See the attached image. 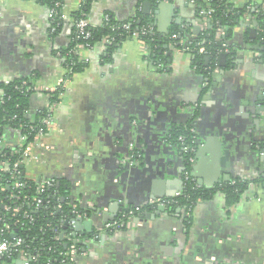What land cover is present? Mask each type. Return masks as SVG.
Listing matches in <instances>:
<instances>
[{"label":"crops","instance_id":"obj_1","mask_svg":"<svg viewBox=\"0 0 264 264\" xmlns=\"http://www.w3.org/2000/svg\"><path fill=\"white\" fill-rule=\"evenodd\" d=\"M196 1L93 2L92 27H101L108 14L118 21L141 14L168 41L161 60L149 57L136 38L111 49L103 38L92 51L84 50L88 66L69 78L54 109V126L42 137L44 147L33 148L39 159L26 165L28 178L56 179L66 188V195L57 194L63 201L91 211L83 219L92 221V231L84 225L77 233L93 236L80 239L84 251L60 264H264V185L255 181L264 175V146L259 148L264 145V45L254 42L258 28L251 5L263 0H231L244 11L229 26L234 51L220 56L208 83L194 55L173 45L171 37L174 30L191 37L203 31ZM78 4L64 0V24L53 30L47 5L0 0V94L2 85L18 79L52 88L65 79L63 51L72 41L71 13ZM48 103L43 92L30 96L33 113ZM188 122L198 135L197 184L249 183L233 204L220 191L198 201L187 222L185 210L171 212L164 200L182 185L187 169L168 136ZM12 133L8 141L15 145L19 134ZM131 145L143 155L139 166L124 163ZM129 206L141 210L117 235L107 233L106 226Z\"/></svg>","mask_w":264,"mask_h":264},{"label":"trees","instance_id":"obj_2","mask_svg":"<svg viewBox=\"0 0 264 264\" xmlns=\"http://www.w3.org/2000/svg\"><path fill=\"white\" fill-rule=\"evenodd\" d=\"M37 1L47 5L50 9L54 8L56 10L52 25H56L57 28L60 29L64 24V20L61 19V15L63 14L64 0ZM94 1L95 0H82L81 6L71 13V23L85 15L88 16ZM57 2H59V5H57ZM196 2L198 5V12L201 7H204L207 4L201 0H197ZM208 4L214 9V12L210 17L207 18L206 29L203 30L199 35L191 37L185 32L176 30L172 32V34H181L182 38L187 39L184 48L189 50L194 55V65L206 77L211 75L210 73L214 70L216 65H219L218 61L222 53H226L227 55L233 54V47L228 42V38L231 33L229 26L237 23L236 20L240 19L244 12L239 8H235L232 5L231 0H209ZM251 5L253 7L255 6V11L253 14L256 15L258 28L254 42L264 45V0L261 2H253ZM107 17L108 19H106L101 27H92L91 42L95 43L100 41L106 35L112 36L114 39L108 45L109 49L127 39V35L132 31L139 30L143 24L151 23L152 21L148 18V16H143L141 14H138L132 19L125 21H118L110 14H108ZM124 23H129L130 28L125 29L123 27ZM219 28H222L224 33L221 34L220 38H217V32ZM142 39L149 50V57L161 60L162 54L164 52L163 44L168 40L164 38L162 39L161 36L156 33L155 29L146 33L145 35H142ZM81 41V39L77 38L75 27L73 26L72 41L68 48L63 51V54L65 55V66L68 69L65 78H70L73 76V74L84 71L88 66V61H80L72 52L76 45ZM178 42L179 38L173 39L172 41V43H174L173 45L183 47L181 44L178 45ZM201 48H203L202 51ZM28 80L35 83L33 78ZM17 82L18 80H15L8 85H2L5 94L0 95V137L4 136V140L5 138L13 135L12 130L17 127L20 121L26 123L31 119H35L37 123L42 117L41 112L34 114L29 110L25 111L27 108L30 109L31 95L15 90L14 85ZM62 90H64L63 87L58 88L54 99L59 100V91ZM15 114L18 115V118L14 119L13 116ZM7 125H9V127H7ZM190 128V122L176 127L172 132V139L174 143L178 142L179 146H182V141L178 140L180 136L184 138V142L191 143V140H193V133H191ZM192 144L195 145L193 142ZM260 146L263 148V143H260ZM8 152L9 148H6L0 144V159L3 157V155H8ZM192 156L195 155L192 154ZM2 174L4 177H8L9 171H3ZM22 179L28 182L22 189L23 194L34 196L41 195L35 190V180L30 178L27 179L25 175L22 176ZM255 181L264 185V175L257 178ZM248 183L249 182L246 180L238 179L235 181V183H232L231 181L222 183L215 187L206 188L199 186L195 180L185 181L182 193L180 195L166 198L169 202L164 206H166L171 212H176L178 208L185 210V217L186 221L188 222L191 216V213L189 212L192 211L193 207L198 203V201L206 199L220 191L225 195L227 203L233 204L238 201L242 190L248 185ZM0 186H2L1 183ZM11 193V185H4V187H0V200L7 201V197L11 195ZM57 194L66 195V188L64 185L61 184L60 186H57L56 184L53 188L47 189L43 195L45 196L44 198L46 201L39 207L35 208L34 206L25 204L20 213L27 212L31 214L34 219L30 220L29 218L23 217V215L20 214L19 218L24 225L13 224V220L15 219H11L10 213L3 209L2 204L0 205V214L4 219V221L0 223V228H3L4 225L7 224L11 230L12 228L18 229L16 234L18 236H22L25 241L24 244H28L30 246L29 251H38L40 253V264L62 263L64 256H60L59 252L61 251L67 254L71 250L72 245L77 248L78 253L83 252L85 245L80 239L84 240L83 238L85 237L93 236L92 234L88 236H80L75 230L73 223H65L67 219L77 218V213L74 211L75 207L71 199L63 201L62 197L58 196ZM47 200H50V202L47 203ZM76 210L78 213H81L84 216L89 217L91 214L90 209L83 208L80 205L76 206ZM129 210H134L136 212L141 209H138L134 206H129L128 208L123 209L119 217H122V215L128 213ZM11 230L6 229L4 237L7 239H12ZM106 231L111 235L113 234L111 229ZM56 235H58V239H55ZM12 263V259H6V261L5 259L0 260V264Z\"/></svg>","mask_w":264,"mask_h":264},{"label":"built area","instance_id":"obj_3","mask_svg":"<svg viewBox=\"0 0 264 264\" xmlns=\"http://www.w3.org/2000/svg\"><path fill=\"white\" fill-rule=\"evenodd\" d=\"M82 0H79V4L77 9L81 6ZM57 5H59V2H57ZM214 12V9L209 5L206 4L204 7H201L199 10V15L202 17L203 26L202 29H206V21L207 18L212 15ZM56 14V10L53 8L51 9V17L53 22V17ZM64 18V15H61V19ZM108 19V18H107ZM73 26L75 27V32L78 39H81L82 41L76 45V47L72 50L73 54L77 56V58L80 61H88V58L83 54L84 50L92 51L94 43L91 42L92 38V26L90 24V20L88 16H83L79 19L74 20ZM123 27L125 29L130 28L129 23H124ZM53 30H57V26H53ZM154 27L151 23L143 24L142 27L139 30H134L130 34L127 35V38H136L140 40L144 45L146 46L144 40L142 39V35H145L146 33L153 31ZM222 28H219L217 32V38H220L222 34ZM172 39L179 38V35L173 34ZM113 37L106 35L104 37V41L107 45L113 41ZM179 44L185 45L186 40H184L182 37L179 38ZM184 43V44H183ZM147 48V46H146ZM148 49V48H147ZM203 48H201V51ZM217 68V65L214 69ZM214 71V70H213ZM207 76V82H209ZM69 78L62 79L57 86V88L48 87L43 84L34 83L28 79H18V82L15 83L14 89L17 91H22L24 94H32L33 92H43L47 94L49 98V103L47 107L44 110H38L37 112H34V114L41 112L42 117L38 120L36 123L35 119H31L29 122L23 123L19 122L17 127L13 130L17 131L19 134L18 143L15 145L8 141V137L5 138L4 136L0 137V144L5 146L6 148H9L8 155H3V157L0 159V183L4 187V185H11V195L7 197V201H1L0 205L2 204L3 209L5 211H8L11 215V219L13 220L15 225L21 224L24 225L21 219L19 218V215H23V217L29 218L30 220H33V216L27 212L20 213L22 211V208L25 204L39 207L42 205L46 200L44 192H46L47 189L53 188L57 184V180L54 178L49 177H40L38 179H35L36 181V187L35 190L38 194L41 195H27L23 194V187L26 186V183H28L26 180L22 179V176L25 175L28 179V176L26 174V165L39 159V156L34 153L33 148L34 147H44V144L42 143V137L45 135L46 132H48L53 126H54V119H53V113L55 106L58 102V100L54 99L56 96V91H58L59 87L66 88L68 84ZM64 90L59 91V96L62 94ZM5 91L2 88L1 94L4 95ZM31 111L30 109H25V111ZM33 113V112H32ZM13 118H18V115L15 114ZM9 127V125H7ZM180 139L182 142H184V138L180 136ZM133 146V145H132ZM134 147V146H133ZM136 151V150H135ZM135 151L132 152L131 155H129L126 159H124V163H128L129 165H135L137 164L135 159ZM184 152H191L194 151V147H191L190 145H185L183 148ZM138 153V151H136ZM264 153V152H262ZM9 156V157H7ZM196 163V159L194 156H190L188 158V166L184 173V179L183 181H190L193 180L192 177V168ZM3 171H9V176L4 177L2 172ZM31 179V178H30ZM232 183H235V181H232ZM182 185L176 190L175 194L180 195L183 191L185 183H181ZM56 191V190H55ZM54 191V192H55ZM172 197V196H171ZM50 200H47V203H49ZM169 201L168 199L164 200V204H167ZM74 211L77 213V217L85 218L81 213H78L76 210V204H74ZM191 210V209H190ZM190 213V212H189ZM135 214L134 210H129L128 213L122 215V217H119L114 223L108 224L106 226V230L111 229L113 231L112 235H117V232L122 229L123 227H126L132 216ZM4 221L2 215L0 214V223ZM73 221V220H72ZM17 228V227H16ZM6 229H10L7 224L4 225L3 228H0V260L6 261V259H12L13 263L17 260L23 261L25 264H40V253L38 251L30 252L29 251V245L24 244L25 241L22 236H18L17 230L15 228H12V239H7L4 237V233ZM55 239H58V235L55 236ZM78 253L77 248L72 245L71 250L65 254L63 252H59V255L64 256L62 259V262H69L70 260H73L74 256ZM12 263V264H13ZM238 264V263H236Z\"/></svg>","mask_w":264,"mask_h":264},{"label":"flooded vegetation","instance_id":"obj_4","mask_svg":"<svg viewBox=\"0 0 264 264\" xmlns=\"http://www.w3.org/2000/svg\"><path fill=\"white\" fill-rule=\"evenodd\" d=\"M214 71H211V73H213ZM210 73V74H211ZM208 78H209V76H208ZM209 80V79H208ZM190 125H191V128H190V130H191V133H193V140H191V143L189 142V143H186V142H182V146H179V143L178 142H175L174 143V141H173V139H172V134L173 133H171L169 136H168V143H170L171 145H173L174 147H176L177 148V151L180 153V155H182V157H183V159H184V163H186L187 164V166H188V158L190 157V156H192V154L193 155H195L194 156V158L196 159V152H197V149H198V146H199V142H198V135H197V130H196V128H195V126H193V124L192 123H190ZM178 127V126H177ZM176 128V127H175ZM175 130V129H174ZM173 132V131H172ZM178 140H180V141H182L181 139H180V137L178 138ZM192 142L195 144V145H193L192 144ZM185 145H190L191 147H194V151H192V153L191 152H184L183 151V148H184V146ZM259 148L260 149H262L261 148V146H259ZM138 151L137 150V147L136 146H132L131 145V152H130V155L132 154V152L133 151ZM135 151V159H136V162H137V164H135V165H131V166H139L140 164H141V162H142V157H143V155L138 151V153ZM264 154V153H263ZM187 156V157H186ZM192 171H193V168H192ZM192 177H193V180H195L194 179V176H193V173H192ZM183 179H184V175H183ZM183 179H182V181H183ZM196 181V180H195ZM184 183H185V180L183 181ZM137 213V211L135 212V214Z\"/></svg>","mask_w":264,"mask_h":264},{"label":"water","instance_id":"obj_5","mask_svg":"<svg viewBox=\"0 0 264 264\" xmlns=\"http://www.w3.org/2000/svg\"><path fill=\"white\" fill-rule=\"evenodd\" d=\"M147 5L150 4L148 1L145 2ZM255 28L251 29V34H254L255 32ZM180 38V35H179ZM226 57V53H222L221 58L222 60L225 59ZM181 183H183V181H181ZM57 185L59 186V183H57ZM174 194H171L169 196H173ZM62 200H65V197L62 198ZM71 220H73V224H74V228L76 231H79L83 228L84 225H86L88 232L90 233L92 231V221H86L84 220L82 217H77V218H73V219H67L65 221L66 224H69V222H71ZM65 264H69V263H65Z\"/></svg>","mask_w":264,"mask_h":264},{"label":"rangeland","instance_id":"obj_6","mask_svg":"<svg viewBox=\"0 0 264 264\" xmlns=\"http://www.w3.org/2000/svg\"><path fill=\"white\" fill-rule=\"evenodd\" d=\"M217 69V68H216ZM215 70V69H214Z\"/></svg>","mask_w":264,"mask_h":264}]
</instances>
